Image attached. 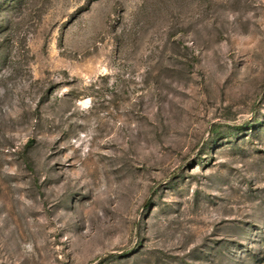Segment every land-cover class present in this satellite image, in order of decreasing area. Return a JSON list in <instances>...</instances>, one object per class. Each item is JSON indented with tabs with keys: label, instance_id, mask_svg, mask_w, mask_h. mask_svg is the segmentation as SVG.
I'll list each match as a JSON object with an SVG mask.
<instances>
[{
	"label": "rangeland",
	"instance_id": "rangeland-1",
	"mask_svg": "<svg viewBox=\"0 0 264 264\" xmlns=\"http://www.w3.org/2000/svg\"><path fill=\"white\" fill-rule=\"evenodd\" d=\"M0 264H264V0H0Z\"/></svg>",
	"mask_w": 264,
	"mask_h": 264
}]
</instances>
